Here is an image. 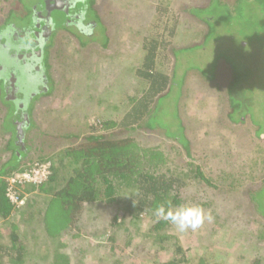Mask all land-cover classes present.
Returning a JSON list of instances; mask_svg holds the SVG:
<instances>
[{
    "label": "trees",
    "instance_id": "trees-1",
    "mask_svg": "<svg viewBox=\"0 0 264 264\" xmlns=\"http://www.w3.org/2000/svg\"><path fill=\"white\" fill-rule=\"evenodd\" d=\"M48 1L52 3L53 0ZM92 1L89 9L83 6L79 8L80 11H77V14H81V19H74L75 22L67 19V28L71 25L80 28L87 23L90 26L88 31L103 32L104 26L99 28L98 21L93 19L99 18L95 12L91 11ZM245 1L236 0L235 3H240L242 6ZM254 1L262 5L264 9V0ZM41 4L33 5V12H31L33 16L27 24L26 22L0 24V34L8 31L18 34L20 38L23 37L20 32L32 25L38 13L43 14L44 9ZM232 9L233 5L221 3L219 0H209L205 7L186 10L190 16L206 26L204 32L198 31L195 35L200 39H197L199 41H196L198 43L195 42L194 45L191 41L184 47L173 46L170 40L177 35L179 28V26L176 27L175 22L173 28L167 33L169 41L168 38L164 39L163 34L159 38L150 37L147 34L143 37L142 54L135 61L136 65L128 64L125 68L127 73L132 72L137 78L136 89L127 95L123 115L118 121L113 119L101 124V129L114 127L115 130L104 133L101 129L91 127L89 136L81 134L67 136L61 133L60 129L62 132L67 129L65 121L68 122V119L61 117L58 110L49 111L51 116L47 118V126L50 127L52 134L47 138L50 140L61 138L67 142L69 139L77 141L73 144L74 146L63 149L61 154L54 157L52 156L54 149L45 151L46 145L39 146L41 150L39 157L32 162L29 159L31 162L29 164L49 160L51 173L46 181L21 188L27 198L25 205L20 208H14L7 200L5 178L12 173L23 171L21 164L29 158L31 146L26 141L27 132L34 128L32 127L34 125L30 123L29 112L33 102L45 93L39 91L45 86L46 81L38 89L39 91L29 95L22 105L19 103L22 99L21 89L10 87L9 82H7L8 85L6 82L3 85L0 83V95L3 90V102L7 101L5 104L8 106L6 116L2 119L4 127L1 130L3 132L7 129L11 130L10 139L5 141V145H0L3 146L1 152L7 155V159L0 162V264H85L87 260L85 254L89 249L92 251L93 247L98 248L97 244L103 245V248L113 257H121L126 253L129 256L135 255L133 257L137 258L139 256L136 252L137 248L131 247L134 233L132 236L130 231L134 228H145L144 226L147 229L144 231L148 233L147 236H152V242L155 237L159 245L150 264H188L187 254L190 250L175 243V233L178 231L175 225L155 215L156 209L161 206L173 211L182 206L199 207L203 212L204 222L206 214L211 212L213 217L209 224L212 232H215L218 227L225 228L223 230L229 232V236L235 232L232 241L243 243L248 247L247 252H253L256 255L253 257L254 260L248 264L260 263L258 259L264 258V180L260 181L257 188L247 190V197L253 207L252 214L247 215L240 211L235 216H230L224 210L223 212L216 210L211 203H208L209 199L206 195L211 188L213 191L228 186L231 189H237L245 181L256 184L255 175L258 172H260L258 176L264 175V155L261 152L264 146L246 145L242 147L240 145L239 147L238 145L235 158L212 151L213 154L209 153L215 158H209L208 155L207 159L203 160V163H206L205 166L190 163L185 168L166 167L163 170L169 160L173 161V154L167 151L165 142L164 144L161 142L170 140L180 145L185 151L188 150L190 143L185 133V122L183 121L181 126V134L178 137L172 136L173 133L165 127L168 125L166 118L169 114H165L160 109V100L170 93L176 79L180 77V68H176L175 53L179 55L191 53L193 49L203 48L209 40H214V42L211 41L214 45L207 48L213 53L219 52L218 47L220 46L225 48V52L233 48L236 44L231 39L236 34L234 28L236 30L241 28H238L236 18H231ZM70 10L66 11L68 15L72 12ZM160 11L165 13L166 9ZM88 12L93 15V20L87 19ZM124 22H127L125 18L122 23ZM252 27L256 34H260L256 26ZM231 31L233 34L229 35L230 43L225 46L223 43L227 41V38L222 37L221 33L227 34ZM85 33L83 38L87 37L89 42H96L97 39H94L96 35ZM202 36L203 40H201ZM219 40L222 41L218 44ZM102 41L104 44V40ZM240 43L244 46L248 45L244 40L239 42L238 52L247 48L240 46ZM47 47L48 44L45 48ZM192 55L194 54L190 56ZM218 57L215 56L201 70L202 75L208 80L214 78L215 63ZM162 60L168 63V67L160 70L158 67ZM44 67L46 70V66ZM1 75H4V72ZM235 75L233 69L231 78L234 76L233 78L236 79ZM238 75L241 77L239 72ZM1 80L6 81L3 77H0V82ZM233 84L231 81L227 91L229 103L232 106L229 116L240 110L239 105H243L244 102L241 97L242 93L234 94L236 87L234 88ZM75 115L77 116V113ZM246 116L251 125L255 126L256 123L253 120L255 117L248 112L236 122L242 123ZM9 117L14 121L13 126L5 123ZM229 119L233 118L229 117ZM257 128L255 134L260 137L263 132L259 127ZM139 133L161 134L162 141L143 147L139 145L140 142L135 137ZM1 141L2 139L0 143ZM176 151L180 154L179 149ZM51 156L55 161L50 159ZM214 183L220 184L219 187ZM127 186L132 187V192L126 191ZM204 222L200 228H204ZM98 227H102L101 242L103 241V244L92 242L90 239L95 233L87 230ZM125 240L123 244L121 241ZM152 246L144 245L147 253ZM166 250L171 251L170 262H164L159 258V254ZM105 259V257L101 258L95 264H107ZM209 262L218 264L212 263L210 258L209 261L202 260L199 264ZM110 264L120 263L112 261Z\"/></svg>",
    "mask_w": 264,
    "mask_h": 264
},
{
    "label": "rangeland",
    "instance_id": "rangeland-1",
    "mask_svg": "<svg viewBox=\"0 0 264 264\" xmlns=\"http://www.w3.org/2000/svg\"><path fill=\"white\" fill-rule=\"evenodd\" d=\"M45 1L0 0V24H11V22H26L27 24L33 16L31 13L33 12V5L42 3L43 9L48 10L50 5H47ZM57 1L59 4L49 10L53 31L47 40L48 47L45 50L43 62L46 66L45 86L47 85V88L44 86L39 91L45 93L41 94L40 98L34 101L30 108V123L34 125L32 126L34 128L27 132L26 141L31 146V151L28 154L29 158L26 157L25 163L22 162L21 164L24 169H27L28 165H31L29 163L39 157V151H41L39 146L46 145L45 151L54 149L52 155L54 157L61 154L63 149L74 146L73 144L77 141L69 139L67 142L61 138L53 140L47 138L48 135L52 134L50 127L47 126L49 111L58 110L61 117L68 119V122L65 121L66 126H68L67 129L63 132L60 129V132L67 136L74 134L75 136L78 134L89 136L91 127L101 129V124L104 121H112L113 119L118 121L119 117L123 115L127 95L134 92L137 84V78L133 76L132 72L127 73L125 68L128 64L130 66L136 65L135 61L142 54L143 37L147 34L150 37L159 38L163 34L164 39H167V33L173 28L175 22L176 27L179 26L178 33L173 40L168 38V41H172L175 47H184L191 41L194 45L196 41H199L197 39H200L195 35L198 34V31L204 32L206 26L190 16L186 10L202 8L209 3V0H83V5L79 2L72 9L70 0ZM91 1V11L95 12L99 18L93 19L98 21L99 28L104 26L103 32L95 30L90 32L87 29V34L96 35L94 38L97 39L96 42H89L87 37L83 38L84 33L79 31V26L72 27L71 25L67 28V14L64 9H58L66 5H69L71 11L79 10L83 6L89 9ZM219 1L233 5L231 18L235 17L238 21V28H241L240 30L234 28L236 34L231 39L236 44L227 52H225L224 47L220 46L218 47L219 52L213 53L207 48L214 45L212 43L214 40H211L212 42L209 40L203 48L193 49L191 53L179 55L176 52V68H180V77L176 79L170 93L160 100V109L165 114H169L166 118L168 125L165 127L173 133L172 136L178 137L181 134V126L183 121L185 122V133L190 141L188 150L185 151L180 145L172 143L170 140L162 141L161 134L139 133L135 135L138 132L134 134L140 142L139 145L143 147L152 146L161 141L162 144L165 142L167 146L165 148L173 154V161L169 160L170 162L168 161L163 170L166 167L185 168L190 163L205 166L206 163H203V160L207 159L208 155L209 158H215L214 155H210V153L213 154L212 151L235 158L240 145L242 147L246 145L264 146V9L254 0H246L244 5L241 4L242 6L240 3H235L236 0ZM21 6H23V10ZM161 9H166L165 13L160 11ZM23 11H26V14ZM92 17L93 15L88 12L87 19L93 20ZM124 18L127 22L122 23ZM73 22L75 21L73 20ZM86 25L88 24H84V26ZM252 26H256L255 28L260 34H256L252 30L254 28ZM30 27L28 28L30 29ZM223 28L221 29L222 32ZM232 34L233 31L227 34L221 33L222 37L227 38L223 45L226 46L230 43L229 35ZM21 38H16L17 40L13 42L4 37L2 46H0V53L5 54L7 52L10 58H15L12 54L18 52L16 41H21ZM98 39L100 40L98 41ZM102 40H104V44ZM201 40H203V36ZM242 40L248 45L244 46L243 43H240V46L247 48L238 52L237 45ZM221 41L219 40L218 44ZM222 50L224 53L221 52ZM191 54L194 55L190 56ZM215 56L219 57L215 63V69L213 68L215 70H213L214 78L208 80L202 75L201 70ZM198 58L199 60H197ZM24 59H27V55L24 56ZM16 60L20 64L23 63L19 53ZM8 62L11 61L4 62L0 56V69H4L3 78L6 80H1V85L5 82L10 83L9 78L12 71L6 68ZM166 67H168V63L166 64L162 60L158 68L162 70ZM233 69L236 73V79L233 78L234 76L233 79L231 78ZM187 70L189 71L187 72ZM238 72L241 77H238ZM14 73L17 76V71ZM40 74L41 71L36 72V75ZM43 74L45 76V72ZM231 81L234 83L232 86L236 87V91H233L234 94L242 93L241 97L244 102L243 105H239L240 110L229 116L232 106L229 103L227 91ZM139 84L141 86V83ZM3 100L4 95L3 90H1L0 120L6 116L8 111V106L5 104L7 101L3 102ZM246 112L255 117L253 120L257 126L251 125L247 116L242 123L236 122L237 119L241 120ZM180 114L184 117H181ZM229 117L233 119H229ZM5 123L8 126H13L14 121L9 117ZM257 127L263 132L260 135L261 138L255 134ZM101 130L108 133L115 129L110 127ZM1 139L0 145H5V141L10 139L6 131L0 133ZM2 149L3 146H0V158L5 160L7 155L5 157L4 152H1ZM176 149H179L180 154L177 153ZM261 152L264 155V150ZM259 173L255 175L256 184L245 181L237 189H231L229 186L214 191L211 190L212 188L209 189L206 195L209 199L208 203H211L218 211H226L230 216H235L240 211L247 215L252 214L253 207L249 197H247V190L257 188L260 181L264 180V175L258 176ZM214 185L219 187L220 184L214 183ZM126 191L132 192V187L127 186ZM211 214V212L206 214L204 228H199L195 232L189 229L184 233L179 231L175 233V243L177 242L184 249L190 250L187 254L188 264H199L202 260L207 262L209 258L212 263L218 264L251 263L256 255L253 252H247L248 247L244 246L243 243L239 244V241H232L235 232L229 236V232L227 233L223 230L225 228L220 227L212 232V227L209 224L213 217ZM144 227L134 228L130 231V235L134 233L131 247L137 248L136 252L139 254L137 258L133 257L135 255L129 256L126 253L122 254L121 257H113L108 254L109 251H106L103 245L97 244L98 248L94 249L93 247L92 251L89 249L85 254L87 256L85 264H95L104 257L107 264L112 261L120 264H150L151 258L156 255L155 251L159 249V245L155 237L152 242V236H147L148 233L144 232L147 230L146 226ZM87 230L95 233L90 239L92 242L103 244V241L101 242L102 227L88 228ZM166 234L168 233L166 232ZM121 242L124 244L126 240ZM145 244L153 245L148 249L149 253L144 248ZM170 252V250L163 253L161 251L162 254H159V258L164 262H170ZM136 260L138 261L136 262ZM258 260L260 261L259 264H264V258Z\"/></svg>",
    "mask_w": 264,
    "mask_h": 264
},
{
    "label": "flooded vegetation",
    "instance_id": "flooded-vegetation-1",
    "mask_svg": "<svg viewBox=\"0 0 264 264\" xmlns=\"http://www.w3.org/2000/svg\"><path fill=\"white\" fill-rule=\"evenodd\" d=\"M48 0H46L47 2ZM83 0H70L72 6L71 8L74 9L76 4L81 2V4L84 3ZM65 13L68 9H70L69 5H66L64 8ZM71 11V10H70ZM77 11L75 10L68 15L69 20H74V18H79L81 19V14H77ZM76 16H72L71 14ZM50 14H48L47 10L45 12L43 11V14L38 13V15L35 17L34 22L32 23L30 29L29 28H24L20 33L23 34V37L21 38V41H16L17 42V51L13 53L12 55L15 58H10L9 53H0L1 60L8 61L10 60L11 62H8L6 64V68L8 70H11L12 73L10 75V83L9 86L15 87V88H20L21 89V94H22V99H20L19 103L22 105L23 101L28 98L29 95L33 94L35 91L38 92L45 83L46 77L44 76L43 72H45V67H44V54L46 50V45H47V40L49 39V36L52 34V26L53 23H51V20L49 17ZM87 22H90L89 20ZM77 23V22H76ZM87 24V23H85ZM78 25V24H77ZM89 25L86 26H81L79 28V31L81 33L87 34V29L89 28ZM14 35V36H12ZM10 39L11 41L15 42L13 39L19 38L18 34L8 32V31H3L0 34V42H2L3 38ZM2 46V44L0 45ZM8 48L6 49V51ZM20 51V52H19ZM20 54L23 63L20 64L19 61L16 60V57ZM27 55V59H24V56ZM30 64V65H29ZM36 69V71H34ZM15 71H17V76L15 75ZM41 71L40 75H36V72ZM2 72H4V69H0V77H4V75H1ZM18 78V80H17ZM14 84V85H12ZM17 84V85H16ZM18 88V89H19Z\"/></svg>",
    "mask_w": 264,
    "mask_h": 264
},
{
    "label": "built area",
    "instance_id": "built-area-1",
    "mask_svg": "<svg viewBox=\"0 0 264 264\" xmlns=\"http://www.w3.org/2000/svg\"><path fill=\"white\" fill-rule=\"evenodd\" d=\"M51 173V162H34L23 171L12 173L5 178L7 184L5 196L14 208H20L25 205L26 194L21 191L29 185H37L47 180ZM22 194V195H21Z\"/></svg>",
    "mask_w": 264,
    "mask_h": 264
},
{
    "label": "clouds",
    "instance_id": "clouds-1",
    "mask_svg": "<svg viewBox=\"0 0 264 264\" xmlns=\"http://www.w3.org/2000/svg\"><path fill=\"white\" fill-rule=\"evenodd\" d=\"M155 215L159 218L170 221L180 233H184L189 229L195 232L204 222L202 210L199 207L194 206H182L175 211L170 209L166 210L165 207L161 206L156 209Z\"/></svg>",
    "mask_w": 264,
    "mask_h": 264
},
{
    "label": "water",
    "instance_id": "water-1",
    "mask_svg": "<svg viewBox=\"0 0 264 264\" xmlns=\"http://www.w3.org/2000/svg\"><path fill=\"white\" fill-rule=\"evenodd\" d=\"M58 4H59V2L57 0H53L52 3H50L49 1H47V5H50V7L48 8V10L46 9L47 12H48V14H50L49 10L53 9V7L57 6ZM64 7L65 6H62L61 8H58V9H63ZM44 12H45V10H44ZM49 17H50V15H49Z\"/></svg>",
    "mask_w": 264,
    "mask_h": 264
},
{
    "label": "crops",
    "instance_id": "crops-1",
    "mask_svg": "<svg viewBox=\"0 0 264 264\" xmlns=\"http://www.w3.org/2000/svg\"><path fill=\"white\" fill-rule=\"evenodd\" d=\"M2 127H4V122H3V120L1 119V120H0V133L3 132V131L1 130ZM5 130H6V129H5ZM6 132H7L8 136L11 137L10 130H9V131L6 130ZM5 157H6V155H5ZM5 157H4V158H5ZM6 158H7V157H6ZM3 160H4L3 158H0V162H2Z\"/></svg>",
    "mask_w": 264,
    "mask_h": 264
}]
</instances>
